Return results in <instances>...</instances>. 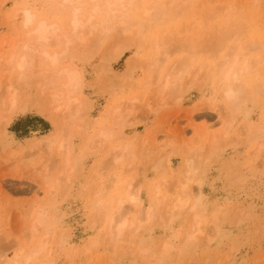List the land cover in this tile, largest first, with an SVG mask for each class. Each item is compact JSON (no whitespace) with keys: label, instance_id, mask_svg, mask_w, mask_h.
<instances>
[{"label":"rangeland","instance_id":"1","mask_svg":"<svg viewBox=\"0 0 264 264\" xmlns=\"http://www.w3.org/2000/svg\"><path fill=\"white\" fill-rule=\"evenodd\" d=\"M85 1L74 3L80 18L89 10L102 28L105 0L99 13ZM135 4L131 42L116 57L113 32L81 50L72 10L58 0H0V264H264V0ZM25 7L61 26L60 43H35ZM38 50L56 51L58 69ZM24 53L25 74H53L50 85L18 78ZM236 68L248 69L241 83L257 93L231 106L224 73ZM64 69L79 72L80 91L64 89ZM169 71L178 88L164 89ZM177 195L186 203L170 218ZM118 208L126 227L113 234ZM38 244L44 252L34 254Z\"/></svg>","mask_w":264,"mask_h":264},{"label":"bare ground","instance_id":"2","mask_svg":"<svg viewBox=\"0 0 264 264\" xmlns=\"http://www.w3.org/2000/svg\"><path fill=\"white\" fill-rule=\"evenodd\" d=\"M60 3H62V5L64 6V8H67V9H71L72 10V12H71V10H69L70 12H71V14H70V16H71V18H72V20L70 19L69 21H71V25L73 26V29H72V32L74 31H76V32H78V34L80 33H82L79 37H80V39H76L75 37L78 35V34H76V36H74V38L76 39V41L78 40L79 41V46H80V48H81V50H82V48L84 49V48H88V47H92V48H94L95 49V47L94 46H101V45H99L100 44V42H101V38H102V35L103 34H105V33H109V32H113V33H115L117 36V40L115 41V43H114V55L116 56V57H118V56H120V54H122V52L124 51V49H127L126 47H128V42H131V40L130 39H132V37L131 38H129L128 36H127V38L128 39H126V38H124V31H125V29H127V28H129V25L131 24L132 25V21H133V19H131V22H129V20L127 21V20H125L127 17L128 18H130L129 17V15L132 13V11H131V13H129L130 11V8H132V6L133 5H136L135 4V1H138V0H127V1H125V0H102V1H104L105 2V5H106V7H105V9H106V11H107V14H106V12H105V14H106V16H105V19H104V17H103V19H102V17H101V19H102V24H103V20L105 21L104 22V24L105 25H107V24H109L108 26H106V27H102V25H101V27L102 28H98V27H96L98 24H100L98 21H96V22H98V23H94V20H96V19H94V14L95 13H92V14H89V10H88V14L86 15V18H87V16H88V18H87V20H85L84 19V21L80 18V10L82 9H80V7H76V5L75 4H80V1H81V3L83 2L84 3V1H82V0H80L79 2H78V0H58ZM156 1V0H155ZM170 1V0H169ZM57 2V1H56ZM78 2V3H77ZM86 2V1H85ZM89 2H91V0H89ZM104 2H103V5H104ZM163 2V1H162ZM166 2V1H165ZM181 2V1H180ZM75 3V4H74ZM92 3H93V1H92ZM158 3V4H157ZM155 5H159V4H161V3H159V2H157ZM88 4H90V3H88ZM138 4V3H137ZM165 4V3H164ZM167 4H169V3H167ZM174 4V3H173ZM60 5V4H59ZM92 4H90V6H91ZM139 5H140V3H139ZM155 5H153L154 7H155ZM162 6H163V3L161 4ZM161 5L160 6H158L159 8H161ZM86 6H87V4H86ZM116 6H120L119 8H116ZM171 6V5H170ZM81 7H83V6H81ZM92 7V6H91ZM134 7V6H133ZM139 7V6H138ZM152 7V6H151ZM173 7V6H172ZM84 8V7H83ZM136 8V7H135ZM145 8V7H144ZM147 8V7H146ZM148 8H150V7H148ZM159 8H157V7H155V8H153L156 12H157V10L159 9ZM167 8V7H166ZM170 8V7H169ZM67 9H65L66 11H67ZM90 9V8H89ZM105 9L103 10V13H104V11H105ZM150 9H152V8H150ZM162 9V12L164 11V9L163 8H161ZM86 10V9H85ZM142 10V9H141ZM62 11H63V9H62ZM100 11H102V5L99 3V0H95V3H94V5H93V8H92V12H100ZM150 10H148V11H146L147 13L149 12ZM21 12H23V17H24V19H23V21H24V24H23V26L25 25L26 26V29L28 30L27 31V34L30 36V34L31 35H33L34 37V41H36L35 43L37 44V42H39V44L38 45H44L45 44V42H49V41H51V40H53V41H58L60 38L58 37L59 36V34H58V31H60L59 29H60V27L61 26H59V24L58 23H50V21L48 22L46 19H44V18H42V17H38V14H36L33 10H31L30 8H23V11L21 10ZM83 12V11H82ZM165 12V11H164ZM90 13H91V11H90ZM141 13V12H140ZM147 13H142L143 14V17H145V15H147ZM153 13V14H152ZM151 14H152V18L154 17L153 15H155L154 14V12H152ZM158 13V12H157ZM156 13V16L158 15ZM105 14H103V15H105ZM145 14V15H144ZM148 14H150V13H148ZM150 14V15H151ZM82 15V14H81ZM134 15V14H133ZM140 15V14H139ZM138 15V16H139ZM83 16H85V15H83ZM97 17V16H96ZM115 18H121V20H119V21H116V23H114V19ZM133 18V17H132ZM139 18V17H138ZM150 18V17H149ZM156 18H158V17H156ZM99 19V18H98ZM136 19V18H135ZM158 20V19H157ZM156 20V21H157ZM138 20L136 19V22H137ZM150 21V20H149ZM155 21V20H154ZM118 22V23H117ZM139 22V21H138ZM140 23H141V21H140ZM96 24V25H95ZM134 24V23H133ZM142 24V23H141ZM146 24H147V21H146ZM70 25V26H71ZM144 25V24H143ZM24 26V27H25ZM99 26V25H98ZM63 28V27H62ZM87 30L86 32H83L84 30ZM64 30V29H63ZM61 32V31H60ZM70 32H71V30H70ZM94 32H95V34H94ZM106 34V35H107ZM109 35V34H108ZM103 36H105V35H103ZM66 37V36H65ZM28 38H30V37H28ZM32 38V39H33ZM64 38V37H63ZM67 38V37H66ZM104 38V37H103ZM71 39V38H70ZM70 39H67L66 41H68V40H70ZM108 39V38H107ZM74 40V39H73ZM130 40V41H129ZM53 41L51 42V43H53ZM75 41V42H76ZM103 41V40H102ZM44 42V43H43ZM64 42H65V40H64ZM69 43H70V41H68ZM43 43V44H42ZM55 43V42H54ZM58 43H60V41H58ZM71 43H73L72 42V40H71ZM68 44V43H67ZM251 45H252V43H250ZM66 45V43L64 44V46ZM73 45V44H72ZM249 45V44H248ZM258 46V45H257ZM70 47V46H69ZM251 48L252 47H254V44L252 45V46H250ZM68 48V47H67ZM74 48V49H73ZM73 48H71L70 49V51L72 50V51H75V49L77 48V50H78V47H73ZM92 48H90L91 50H92ZM98 48V47H97ZM64 49H66V46L64 47ZM63 49V50H64ZM89 48H88V51L90 50ZM93 49V50H94ZM44 50V49H43ZM63 50H62V53H63ZM66 50H69V49H66ZM81 50H79V51H81ZM85 50V49H84ZM91 50H90V52H91ZM92 50V51H93ZM97 50V49H96ZM39 51V50H38ZM46 51V50H45ZM45 51H43V53L45 52ZM70 51H69V54L71 55V53H70ZM71 51V52H72ZM86 51H87V49H86ZM95 51V50H94ZM27 52V51H26ZM36 53H37V50L35 51ZM40 52V51H39ZM38 52V53H39ZM47 52V54H48V51H46ZM66 52H68V51H66ZM28 53V52H27ZM27 53H24V56H23V59H21V61L18 63V66H17V64H16V67L18 68V70H20L21 72H18L19 73V75H17L18 76V78H19V76H21L20 77V79L21 80H23L24 82L26 81V82H30L32 79H34V78H39V76H40V72H42V71H39L38 73H35L34 72V70H32L31 69V72H34V73H30V74H25V71H24V69H25V67H26V64H27V62L25 61V57H27L26 56V54ZM41 54H43L42 53V51L40 52ZM55 53H56V51H55ZM55 53H53L52 52V55H49L48 54V56H46V58H44V57H42V59L44 58V59H46L47 60V63L49 62V63H52L53 64V66L55 67V64L57 63V61L58 60H60V59H58V56H57V54L58 53H56V55H55ZM60 54V56L62 57V55H61V52H59ZM46 54V53H45ZM45 54L43 55V56H45ZM67 54V53H66ZM48 57V58H47ZM13 58V57H12ZM21 58V57H20ZM60 58V57H59ZM10 60L8 61V63L11 61V57L9 58ZM109 59H110V57H109ZM108 59V60H109ZM26 60H27V58H26ZM63 60V59H62ZM7 61V60H6ZM5 61V62H6ZM13 61V60H12ZM15 61V60H14ZM44 61V60H43ZM51 61V62H50ZM227 61V60H226ZM237 61V60H236ZM59 62V61H58ZM29 63V62H28ZM224 63V62H223ZM226 64H228L227 62H225ZM224 63V64H225ZM58 64V63H57ZM56 64V65H57ZM222 65L221 67H224L225 65ZM7 65V64H6ZM27 65H29V64H27ZM7 66H9V65H7ZM51 66V65H50ZM245 66H246V64H245ZM244 66V67H245ZM11 68L12 67H14V65L13 66H10ZM172 67V66H171ZM194 67V66H193ZM244 67H241V68H244ZM246 67H248V66H246ZM10 68V69H11ZM16 68V69H17ZM55 68H57L58 69V67H55ZM54 68V70L56 71L57 69H55ZM66 68H68V67H66ZM230 68H231V66H230ZM240 68V69H241ZM249 68V67H248ZM9 69V70H10ZM63 69V68H62ZM68 69H70V67L68 68ZM67 69V70H68ZM174 69H175V67L173 68V72H174ZM178 69H180V68H178ZM233 69V68H232ZM237 69L238 68H236V71H237ZM246 69V68H245ZM8 70V69H7ZM13 70V69H12ZM65 71H66V69H64ZM171 70V69H170ZM220 70V69H219ZM229 70V69H228ZM226 70L227 72L226 73H224V75H225V79H228V81H227V83L229 82V80L230 79H233L232 80V82H231V84H229V86H228V84H226V86L228 87H226V90H225V92H224V90L222 91V92H224L223 94H225L226 95V97H227V99L228 100H230L231 101V104H230V102H229V104L232 106V102L233 103H235V104H238V103H240L241 104V101L243 100V99H245V98H247V97H249V96H251V93L252 92H255L254 90L251 92L250 91V89H249V87H247L245 84H243V83H241V81H242V77H241V75H243L242 73H244L245 72V74H246V72L248 71V69H247V71H245L244 69H241L239 72L237 71V72H235V73H232V70ZM239 70V69H238ZM11 71V70H10ZM14 71V70H13ZM13 71H11V72H13ZM36 72H37V70H35ZM44 71V70H43ZM59 71H61V69H59ZM235 71V70H234ZM6 72V71H5ZM7 72H9V71H7ZM52 72H53V70H52ZM170 72V71H169ZM172 72V71H171ZM170 72V73H171ZM176 72V71H175ZM179 72V71H178ZM218 72H220V71H218ZM10 73V72H9ZM47 73H48V70H47ZM54 73V72H53ZM62 73H63V71H62ZM62 73H60V74H62ZM168 73V72H167ZM167 73H166V76H168L167 75ZM196 74H197V76H198V72H195ZM231 73L233 74V77L231 76ZM248 73V72H247ZM21 74V75H20ZM45 75H46V73H44ZM169 74V73H168ZM174 75L176 74V73H173ZM196 74H194L195 76H196ZM245 74H244V76H245ZM49 75V74H48ZM47 75V79H45L44 77V80H45V82H47V84H49V82H51V81H48V77H51V76H48ZM63 75H66V79H65V81L64 82H62L63 84V86L65 87L64 89H67L68 91L70 90L71 92H74V91H76V92H78V91H80V89H81V85H82V79H81V77H80V75H79V72H77L76 71V69H74V70H72V71H66ZM62 75V76H63ZM170 75V74H169ZM223 75V74H222ZM10 76V75H9ZM8 76V77H9ZM58 76V74L56 75V77ZM60 76V75H59ZM58 76V77H59ZM173 75H172V73H171V77L169 76V77H164L165 78V80L163 81V82H165V83H162V84H165V85H163L164 86V89H167V90H170V89H174V88H178L177 87V84H178V82L176 81L177 79H174L173 77H172ZM210 76V75H209ZM249 76V75H248ZM256 76V75H255ZM52 77H54V76H52ZM57 77V78H58ZM177 77H179V73H178V76L176 75V78ZM231 77V78H230ZM17 78V79H18ZM40 78H42L41 76H40ZM42 78V79H43ZM194 78H198V77H194ZM256 78V77H255ZM263 78V77H262ZM20 79H19V81H20ZM30 79V81H28ZM56 79V78H55ZM55 79H54V81H55ZM167 79V80H166ZM224 79V80H225ZM247 79V78H246ZM254 79V78H253ZM51 80H53V79H51ZM22 81V82H23ZM53 81V82H54ZM247 81V80H246ZM257 81V80H256ZM256 81H255V83H256ZM25 82V83H26ZM192 82H194V79L192 80V81H190V83H192ZM55 83V84H54ZM54 83H52V84H54V85H56L57 83L56 82H54ZM177 83V84H176ZM258 83H260V81H257V84ZM188 84V83H187ZM193 84V83H192ZM50 85V84H49ZM179 85V84H178ZM188 85H191V84H188ZM255 85V84H254ZM7 86H8V84H7ZM9 86H10V84H9ZM260 85H256V87H259ZM255 87V88H256ZM262 87V86H261ZM14 88V87H13ZM163 89V88H162ZM225 89V88H224ZM176 90V89H175ZM255 90H258V89H255ZM260 90V89H259ZM262 90H263V87H262ZM7 91H9V89L7 90ZM13 91V90H12ZM61 91V90H60ZM160 92H162V90L160 89ZM164 92V91H163ZM260 92V91H259ZM10 93V92H9ZM60 93V92H59ZM255 93H257V92H255ZM15 94H17V93H15L14 91L13 92H11L10 94H8V96L9 97H7L8 99L7 100H9L8 102L10 103L9 105L11 106V108H14L15 109V104H16V95ZM51 94H53V92L51 93ZM50 94V95H51ZM222 94V95H223ZM46 95H49V94H47L46 93ZM57 94H55L54 93V96H56ZM63 94H62V92H61V96H62ZM225 95H223L224 97H225ZM61 96L59 95V97L61 98ZM67 96V95H66ZM70 99V100H69ZM74 99H76V101H78L77 99V97H74V98H68L66 101H68V103H67V105L66 106H71L72 105V103L73 102H75L74 101ZM51 100L53 101V96H51ZM54 100L55 101H57L58 99H55L54 98ZM227 100V101H228ZM246 100V99H245ZM72 101V102H71ZM70 104V105H69ZM234 104V105H235ZM229 105V106H230ZM239 105V104H238ZM59 106V105H58ZM60 106H65V105H62L61 103H60ZM59 106V107H60ZM59 107H56L57 109L59 108ZM73 107V106H72ZM236 108H237V106H235ZM8 108H9V106H8ZM56 108H54V109H56ZM61 108V107H60ZM59 108V109H60ZM231 108V107H230ZM232 108H234V107H232ZM235 109V108H234ZM10 110V109H9ZM12 110V109H11ZM246 123H244V125L241 127L242 129H243V127H245L246 125H245ZM249 124V123H248ZM263 127H264V125H263ZM108 129L109 128H107V131H108ZM248 129H249V127H248ZM244 131H245V128L243 129ZM106 130L105 131H100L101 133L102 132H105V134L104 133H102L103 135H106L107 136V134L109 135L110 133H111V135L112 136H114L113 134L115 133V131H113V130H109L108 132H107ZM111 131H113V132H111ZM239 131V130H238ZM107 133V134H106ZM118 131H117V133L115 134V135H118ZM263 133H264V131H263ZM99 135V136H101V137H105V136H103V135ZM68 135V134H67ZM98 136V135H97ZM112 136H107L108 138H111ZM69 137V136H68ZM106 137V138H107ZM116 137V136H115ZM106 138H104V139H106ZM107 140V139H106ZM110 140V139H109ZM62 144H60V146H61ZM59 146V147H60ZM61 148H62V146H61ZM67 158H68V156H67ZM68 160V159H67ZM195 160H197V159H195ZM194 161V160H193ZM198 161V160H197ZM196 161V162H197ZM194 167V166H193ZM195 167H197V166H195ZM188 168V167H187ZM190 168H191V165H190ZM192 169V168H191ZM194 169V168H193ZM197 169L199 170V168H196V170H192V172H195V171H197ZM186 171H187V169H185ZM191 171V170H190ZM193 176V175H192ZM189 177H190V175H189ZM194 179V178H193ZM185 183V182H184ZM182 184V183H181ZM188 184H189V182H188ZM184 187V186H183ZM185 187H187L186 185H185ZM177 188V187H176ZM182 188V187H181ZM183 189H185V188H183ZM158 191H159V193L161 192L160 191V189H159V187H158ZM179 191V190H178ZM181 192H182V190H181ZM183 192H185V191H183ZM180 193V192H179ZM158 194V193H157ZM132 195V194H131ZM159 195V194H158ZM164 195V194H163ZM137 196V195H136ZM162 196V195H161ZM135 197V196H134ZM134 197L132 196V199H131V201H133V199H134ZM166 197V196H165ZM179 196L177 195V199L176 200H173L171 203L169 202V206L167 205V209L166 208H164V209H166V211H164V214H170V218L172 217V215L175 213V211L176 210H178V211H180V209H182V208H184V206H185V203H186V199L184 200V197H183V199H182V197L180 196L179 198H178ZM131 198V197H130ZM136 198V197H135ZM185 198H187V197H185ZM136 199H138V198H136ZM162 199H163V197H162ZM173 199V198H172ZM188 199V198H187ZM123 202H124V200H122L121 199V201L119 202V203H122L123 204ZM195 203V202H194ZM193 203V204H194ZM193 206V205H192ZM191 207V206H190ZM196 207V206H195ZM119 210H117V212L118 211H120V208H118ZM191 210V209H190ZM157 212V211H156ZM187 213V212H186ZM117 214V213H116ZM120 214V215H119ZM119 214H117V216H115V215H113V216H111V217H109L110 219V226H108V230L110 229V231L112 230V232H113V234L115 233L114 231L116 230V228H117V231L120 233L121 231H123V229H124V227H126V225H125V223H124V219H125V217H124V219H123V215H121V211L119 212ZM156 214V213H155ZM166 214V215H167ZM197 214V213H196ZM119 215V216H118ZM161 214H159V216H160ZM176 214H174V216H175ZM155 216V215H154ZM168 216V215H167ZM148 217V214L146 215V218ZM195 217V216H194ZM41 218V217H40ZM40 218H37L38 220L40 219ZM143 218V217H142ZM141 218V219H142ZM144 218H145V216H144ZM161 218H164V215H163V217H161ZM123 219V220H122ZM140 219V220H141ZM158 220H159V218H158ZM161 220V219H160ZM165 220V219H164ZM41 221V220H40ZM148 222V218H147V221L146 220H142V223H140V221H138L137 220V225L140 223V224H143V222ZM162 221V220H161ZM39 222V221H38ZM135 222V221H134ZM36 224H38L37 223V220H36V222H35ZM40 223V222H39ZM199 223V222H198ZM108 224V223H107ZM132 224H133V222L131 221V223H130V226H132ZM145 224H147V223H144L143 225L144 226H146ZM109 225V224H108ZM143 225H139L140 227L139 228H143L144 226ZM143 226V227H142ZM197 227V226H196ZM138 228V227H137ZM197 229H199V227L197 228ZM125 230V229H124ZM196 231V230H195ZM199 231H200V229H199ZM118 232H117V234H118ZM37 233V232H36ZM123 233V232H122ZM191 236V238H192V240L194 239L193 237H194V233H189ZM196 234V233H195ZM33 235V234H32ZM119 235V234H118ZM188 236V235H187ZM35 237V236H34ZM189 237V236H188ZM186 239H187V237H186ZM195 240V239H194ZM193 240V241H194ZM188 241V240H187ZM192 241V242H193ZM191 242V241H190ZM40 243V242H39ZM44 243V242H43ZM43 243H42V245H43ZM46 243V242H45ZM46 245V244H45ZM43 248H44V246H41L40 247V244H38V250L36 249V252L34 253V254H38L40 251H43L44 252V250H43ZM35 251V250H34ZM41 253V252H40ZM40 255V254H39ZM32 256H33V253H32ZM31 258L32 257H29V260H31ZM28 260V259H27ZM15 262V261H14ZM13 262V263H14ZM12 264V263H11ZM41 264H43V263H41Z\"/></svg>","mask_w":264,"mask_h":264}]
</instances>
